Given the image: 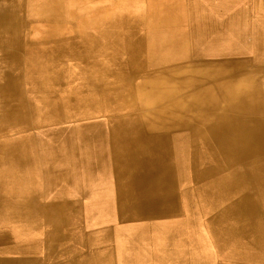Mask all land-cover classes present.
<instances>
[{
    "label": "bare ground",
    "instance_id": "6f19581e",
    "mask_svg": "<svg viewBox=\"0 0 264 264\" xmlns=\"http://www.w3.org/2000/svg\"><path fill=\"white\" fill-rule=\"evenodd\" d=\"M35 2L0 0V264L165 216L149 261L264 264V0Z\"/></svg>",
    "mask_w": 264,
    "mask_h": 264
},
{
    "label": "crops",
    "instance_id": "0c3cea01",
    "mask_svg": "<svg viewBox=\"0 0 264 264\" xmlns=\"http://www.w3.org/2000/svg\"><path fill=\"white\" fill-rule=\"evenodd\" d=\"M165 217H156L152 221H148V219H136V220L124 219L122 221L120 220L115 221L116 218L112 217L108 222H104V223H102L103 220L97 219L95 223L97 226L100 224L99 227L90 226V229L94 227V229H92L94 230V232L88 238H86L87 243L90 245V250H89L90 253L88 255V262H89L88 264H109L108 260H109L110 254H112L111 257H112V261H114L113 262L114 264H123V263L124 264H136L135 259L137 257H139L142 262H145V264H150V263L156 264V257L155 259L151 258L149 261L148 260L149 258L144 257L143 252L144 253H148V251L155 252V253L158 252L157 253L158 255L162 251L161 247L164 245V242L161 243V240L157 233H148V236L146 237L136 238L134 236L135 233H133L132 231V230H135L136 227L134 226L129 227V225L144 224L145 226H150L156 223L160 225L162 229H167V227L172 226L174 222L172 220V216L171 217L165 216ZM184 219L186 218H184L183 216L182 221ZM201 220H204V219L202 218ZM175 223H178V222H175ZM109 225H111L112 230H109ZM184 239L185 238L183 237L179 239V240H182L184 246H182L181 244L180 245L186 249L185 256H187L188 258L189 256L188 254L189 252L192 251V248L190 246L188 247V245L185 246L189 238H186V240ZM158 244L161 245L160 248L157 247ZM143 249H146V250H143ZM38 254L42 255V253L41 254L38 253ZM144 258L147 260H144ZM165 264H172L171 260H169V262L166 260Z\"/></svg>",
    "mask_w": 264,
    "mask_h": 264
},
{
    "label": "rangeland",
    "instance_id": "374dc122",
    "mask_svg": "<svg viewBox=\"0 0 264 264\" xmlns=\"http://www.w3.org/2000/svg\"><path fill=\"white\" fill-rule=\"evenodd\" d=\"M36 2L35 3H33V5H37V3H38V1L39 0H35ZM42 1H44V0H40V2H42ZM34 2V1H33ZM41 3H39V5H40ZM38 5V6H39ZM99 5V1H97V2H91L88 6H91V7H97ZM139 11V10H138ZM137 11V12H138ZM142 11V10H141ZM140 11V12H141ZM34 13L32 14V16H31V18H33L34 19V21H33V24H32V26L29 28V39H32V40H34L35 42H39V41H41V39H43L44 37L46 38V37H48L49 35H50V33H51V31H50V29L48 28V25L46 24V22H45V15L46 14H44L43 12L44 11H42L41 9H40V7H37V9H36V11H33ZM48 28V29H47ZM32 30V31H31ZM34 101H35V103H37V104H39L40 105V103H38L37 101H36V99H35V97H34ZM207 229V228H206ZM36 252H38V253H42V251H41V248H37V251Z\"/></svg>",
    "mask_w": 264,
    "mask_h": 264
}]
</instances>
